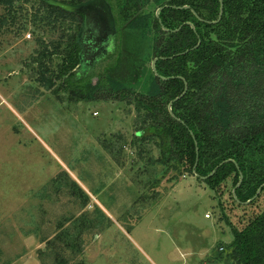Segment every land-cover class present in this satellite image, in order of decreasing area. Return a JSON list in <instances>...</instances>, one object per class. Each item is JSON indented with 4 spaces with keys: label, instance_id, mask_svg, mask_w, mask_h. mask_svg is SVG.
<instances>
[{
    "label": "rangeland",
    "instance_id": "rangeland-1",
    "mask_svg": "<svg viewBox=\"0 0 264 264\" xmlns=\"http://www.w3.org/2000/svg\"><path fill=\"white\" fill-rule=\"evenodd\" d=\"M38 1L19 0L15 19L0 4V264H223L219 246L264 211V195L238 203L231 177L213 188L150 162L160 148L137 129L130 89L148 91L151 61L133 83L116 0H45L82 22L76 48L64 39L48 58L56 86L41 85L35 58L63 30L33 21Z\"/></svg>",
    "mask_w": 264,
    "mask_h": 264
},
{
    "label": "trees",
    "instance_id": "trees-1",
    "mask_svg": "<svg viewBox=\"0 0 264 264\" xmlns=\"http://www.w3.org/2000/svg\"><path fill=\"white\" fill-rule=\"evenodd\" d=\"M18 1L0 0L12 19L20 10ZM116 1L119 10L128 15L125 26L130 27V38L126 31L123 33L130 41L133 83L143 78L140 64L144 65L146 58L151 61L146 75L148 91L130 89V104H135L139 116L137 129L151 134L143 140L153 139L160 148L158 160L151 157L150 162L162 163L167 172L176 170L199 179L216 169L203 179L213 188L230 177L236 187L242 173L243 182L236 191L241 202L234 194L233 199L242 203L254 197L264 184V0H223L224 12L219 22L213 21L219 17L220 0ZM38 3L33 21L53 24L56 32L58 27L63 30L54 51L50 53L46 46L35 58L39 63L38 82L53 89L59 75L47 65L48 58L61 50L64 39L76 48L82 16L45 0ZM147 6L164 7L160 12L162 22L155 14L151 25L150 14L144 11ZM184 6L189 8H181ZM187 22L193 23L194 28ZM5 23L3 18L2 24ZM64 24L72 32L65 34V27H61ZM199 40L200 45L192 49ZM71 53L75 54L76 49ZM157 58V71L168 80L153 71L152 62ZM105 79L108 84L109 78ZM185 82L186 94L173 103L177 119L169 104L184 92ZM86 88L89 93L92 85ZM71 189L86 204L84 191L76 184ZM260 194L264 195V187ZM85 219L83 224L91 226ZM76 220L81 218L73 221ZM54 240L49 245L55 246ZM227 248L225 251L224 246H219L214 262L264 264V211L243 229H235Z\"/></svg>",
    "mask_w": 264,
    "mask_h": 264
},
{
    "label": "water",
    "instance_id": "water-1",
    "mask_svg": "<svg viewBox=\"0 0 264 264\" xmlns=\"http://www.w3.org/2000/svg\"><path fill=\"white\" fill-rule=\"evenodd\" d=\"M104 1H105V0H104ZM100 3H102V0L100 1ZM220 3H221V7H220V14H219V17H218V19H217L216 21H213V22H219V21L222 19L223 12H224V2H223V0H220ZM58 4L62 5V3H58ZM105 4H106V3H105ZM107 6H108V5H107ZM163 8H164V7L160 8V9L158 10V12H157V16L159 17V20H160V21H161V19H160V12L162 11ZM181 8H189V6H184V7H181ZM74 9H75V10H82V11H84L83 8H75V7H74ZM107 10H108V8H107ZM87 14H91V13H89V12L86 11V18H87V20H88ZM106 15H109V14L106 13ZM161 22H162V21H161ZM186 24H189L191 27L194 28V24H193V23H191V22H187ZM163 28H164L165 30H169V29L166 28L165 26H163ZM180 28H181V27H179V28H177V29H175V30H173V31H178ZM200 43H201V41L199 40L198 44L195 45L192 49L197 48V47L200 45ZM188 51H189V50H187V51H185V52H182V53H179L178 55H180V54H185V53H187ZM157 60H158V58L155 59V60L153 61L152 68H153V71L155 72V74H156L157 76H160V74L158 73L157 68H156V61H157ZM160 77H161L163 80H168V79H169L168 77H163V76H160ZM187 90H188V84H187V82H185V90H184V92H183L180 96L176 97V98H175L173 101H171L170 104H169V110H170L171 114H172L174 117H176V115H175V113H174V111H173V103L176 102V101H178L179 99H181V98L186 94ZM176 118H177V117H176ZM177 119H178V118H177ZM197 151H198V148H197ZM195 168H196V167H195ZM215 172H216V169H215V170H214L209 176L213 175ZM209 176H207V177H209ZM207 177H205V176H201L202 179H206ZM243 178H244V177H243V174L241 173V175H240V180H239L237 186L235 187V189H234V191H233L234 197H235V199H236L238 202H241V201L238 199V196H237V194H236V191H237V188L242 184V182H243ZM263 187H264V184H263L261 187H259V189L257 190V192H256V194L254 195V197H252V198L249 199L248 201H246V202H242V203H250V202H252V201H253L256 197H258L259 194L262 192Z\"/></svg>",
    "mask_w": 264,
    "mask_h": 264
}]
</instances>
